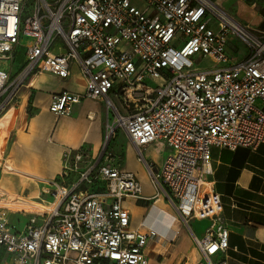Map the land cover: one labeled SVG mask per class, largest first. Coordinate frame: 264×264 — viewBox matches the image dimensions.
Returning a JSON list of instances; mask_svg holds the SVG:
<instances>
[{"label":"built area","instance_id":"2783aa9c","mask_svg":"<svg viewBox=\"0 0 264 264\" xmlns=\"http://www.w3.org/2000/svg\"><path fill=\"white\" fill-rule=\"evenodd\" d=\"M231 36L247 45L244 58L231 57ZM19 48L23 69L13 78L5 64ZM204 58L211 64L197 67ZM73 64L85 90L52 94L50 111L70 115L84 99L102 100L113 120L97 157L85 145L64 150L59 175L44 180L39 197L0 190V264H149L145 248L158 233L130 228L123 201L141 197L142 186L110 146L119 129L185 225L209 220L202 236L192 232L196 264H217L229 229L205 176L212 147L264 143V29L213 0H0V113L30 75L66 80ZM154 143L169 148L160 166L143 156ZM9 211L26 215V225H13Z\"/></svg>","mask_w":264,"mask_h":264},{"label":"crops","instance_id":"0c3cea01","mask_svg":"<svg viewBox=\"0 0 264 264\" xmlns=\"http://www.w3.org/2000/svg\"><path fill=\"white\" fill-rule=\"evenodd\" d=\"M213 1L223 8L231 3L239 5L240 22L264 29V11L255 10L244 0ZM239 42L236 37L229 38L228 50L233 60L246 56L232 50ZM85 86V77L76 64L66 80L38 71L28 77L15 102L0 113V190L12 196L37 198L47 185L44 180L59 175L65 149L85 145L93 158L99 155L111 119L107 107L106 118L100 110L105 101L84 99L73 106L70 115L59 116L50 111L52 94L63 90L82 93ZM121 134L124 143L119 146L116 139H111L110 146L121 155V167L135 173L142 186L141 197L123 201L130 213V228H152L158 233V238L151 239L145 248L149 264H196L201 255L192 232L202 236L209 220L193 219L189 226L185 225L166 196L157 194L128 135L123 130ZM168 152L163 143H154L143 150V156L160 166ZM205 179L221 196L222 215L229 229V247L215 255L213 261L264 264V143L255 149L212 147L211 173ZM8 217L19 229L28 220L17 211H9Z\"/></svg>","mask_w":264,"mask_h":264},{"label":"rangeland","instance_id":"374dc122","mask_svg":"<svg viewBox=\"0 0 264 264\" xmlns=\"http://www.w3.org/2000/svg\"><path fill=\"white\" fill-rule=\"evenodd\" d=\"M214 2H216V1H214ZM244 2L246 4H248L250 7H254L255 10L264 11V0H257V3H254L251 0H244ZM224 9L230 15H232L236 20L237 19H238V21L241 20V18L238 17L239 16L238 15L239 14V10H240V6L239 5L236 6V5H234V3H231V4H229L227 6V8H224ZM240 23H242V22H240ZM242 24H244V23H242ZM247 25H249V24H247ZM251 26L256 27L254 24H251ZM23 41L26 43V42L29 41V39L28 38H23ZM232 50L238 52L239 55H241V56L247 54V52H248L247 45L242 43V42H239L236 45L234 44L232 46ZM24 57H25V49L19 48L17 50V53L15 54V58L9 59V61L5 64V66L8 68V70L12 73V77L13 78L23 69L22 65H23ZM210 62L211 61H209L208 59L204 58V59H201L200 63L196 64V66L200 67V68L207 67V66H209L211 64ZM159 82H161V81H159ZM65 89H67V88H65ZM100 110H102L105 113L104 115H105V118H106L107 111H106V104L105 103L101 104ZM111 119L113 120L112 117H111ZM115 139L119 142V146H120V144L124 143V141H123L124 138H123V134H121V129L117 130L115 132V134L113 135L112 141H115ZM112 141H111V146L113 145ZM123 146H125V145H123ZM145 157H146V155H145ZM5 257H7V254H5L4 251H1L0 252V258H5Z\"/></svg>","mask_w":264,"mask_h":264}]
</instances>
